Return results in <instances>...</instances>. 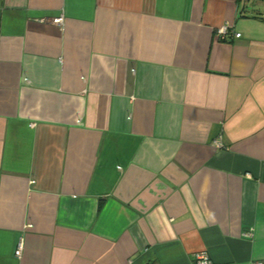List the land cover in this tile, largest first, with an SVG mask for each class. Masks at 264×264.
I'll return each instance as SVG.
<instances>
[{
	"label": "crops",
	"instance_id": "0c3cea01",
	"mask_svg": "<svg viewBox=\"0 0 264 264\" xmlns=\"http://www.w3.org/2000/svg\"><path fill=\"white\" fill-rule=\"evenodd\" d=\"M199 252L264 264V0H0V264Z\"/></svg>",
	"mask_w": 264,
	"mask_h": 264
},
{
	"label": "built area",
	"instance_id": "2783aa9c",
	"mask_svg": "<svg viewBox=\"0 0 264 264\" xmlns=\"http://www.w3.org/2000/svg\"><path fill=\"white\" fill-rule=\"evenodd\" d=\"M54 23L56 24H61L62 22V17H58V18H55L53 20ZM228 26H222L220 29H218V35L217 37L218 38H224L225 35L227 34L228 32ZM236 37H240V34H235ZM215 146L216 147H221V142H220V139H217L215 142H214ZM22 241L20 240L18 243H17V248L15 250V255L16 257H21L20 255H22ZM195 264H212V262L209 260V257L208 255L206 254V252H199V253H196L195 254ZM253 264H262L260 262H256V263H253Z\"/></svg>",
	"mask_w": 264,
	"mask_h": 264
}]
</instances>
